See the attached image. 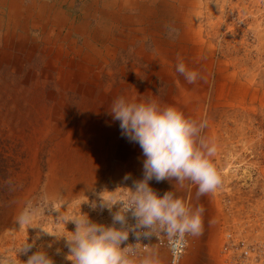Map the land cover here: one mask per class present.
I'll return each mask as SVG.
<instances>
[{
	"label": "bare ground",
	"instance_id": "1",
	"mask_svg": "<svg viewBox=\"0 0 264 264\" xmlns=\"http://www.w3.org/2000/svg\"><path fill=\"white\" fill-rule=\"evenodd\" d=\"M66 1L0 0V141L13 164L8 168L7 181L12 183L9 200V192L0 195V210L12 212V217L7 218V228L0 231V257L13 256L9 250L14 244L11 242H17L28 228L19 224L17 217L23 204L38 189L52 202L66 203L75 195L81 201L86 200L104 182L131 187L132 179L142 178V159L135 154L127 155L129 150L139 151V145L121 135L119 122L113 121L108 113L114 98L120 95L136 100L155 98L161 104L175 106L192 120L206 123L212 133L209 132L217 136L218 131L225 129L220 126L221 117L216 120L212 115L214 110L230 113L218 106L243 97L249 90L248 85L227 72L216 88L214 100L208 104L204 90L197 94L182 76L174 79L175 72L170 66L173 61L159 46L154 44L156 54H153L145 50L144 43L135 49V54L151 64L147 83L138 86L131 81H138L140 70L133 62L129 64L127 80L116 85L105 83L104 72L109 73L106 67L117 56L109 44L116 42L126 49L137 37L132 33L138 31L139 24L124 22L114 28L110 24L106 34L102 29L94 33V39L100 35L98 39H104L103 42L92 43L87 24L66 26L67 11L62 7H73V3ZM195 32L200 38L198 44L203 47L200 30ZM73 34L82 37L77 39ZM120 70L126 72L125 66ZM155 71L167 78L168 83L175 80L177 84L176 89L170 85L163 98L152 91L156 79L154 82L150 78ZM125 174L132 179L125 180ZM149 183L161 194L173 186L172 190L181 198L187 187L186 180L182 184L154 179ZM193 187L194 193L197 186ZM221 231L213 228L211 232L210 247L215 254L219 251ZM188 247V254L179 264L194 263L199 246L194 242ZM166 256L164 251H157L145 260L149 264H166Z\"/></svg>",
	"mask_w": 264,
	"mask_h": 264
},
{
	"label": "rangeland",
	"instance_id": "2",
	"mask_svg": "<svg viewBox=\"0 0 264 264\" xmlns=\"http://www.w3.org/2000/svg\"><path fill=\"white\" fill-rule=\"evenodd\" d=\"M79 1L67 0L66 2L73 3L70 9L63 5L62 8L67 11L68 17L66 26H86L87 24L86 27L89 28L93 39L97 30L102 29L104 34L110 28V24L114 25L113 28L123 26L124 22L139 24L138 31L132 33V36L137 37L126 49H121L116 42L109 44L116 50L117 56L106 67L109 73L104 72L105 83L112 82L116 85L124 79L127 80L131 62L136 63L140 68L137 72L138 81L135 79L131 81L138 86H144L147 83L149 73L152 71L151 64L137 58L135 54V49L144 43L148 53L156 54L155 44L172 59L170 66L175 72L174 79H178L179 75L183 77L184 83L187 85L189 83L176 71V65L179 62H183L187 69L195 71L197 78L188 86L197 94L200 90H204L208 104L214 100L216 88L227 72L233 73L238 80L248 85L249 90L243 97L227 102L231 105L224 103V106H218L219 109L230 113L224 114L214 110L212 115L216 120L221 117L219 118L220 126L225 131H218V135L215 136L211 134L206 123L200 131V137H204L203 139L209 145L215 147V152L209 159L221 177L220 184L212 191L198 194L197 190L193 193L195 184L186 180L187 187L182 194V199L189 205L193 202L194 207L203 209L201 229L198 234H192L190 240V243L196 242L199 246L193 264H264V0ZM195 29L201 32L203 47L197 42L200 38L195 34ZM64 30L66 31V28ZM73 36L77 39L82 37L77 34ZM97 37L99 38L100 35ZM92 38H90L92 43L104 40L96 39V37L92 40ZM123 66L126 72L120 73V68ZM156 72L150 78L154 82L156 79V82L151 85L152 91L159 98H163L170 85L176 89L177 84L175 80L168 83L167 78ZM134 154L143 159L141 149L137 152L129 150L127 155L130 157ZM12 165V159L8 151L3 148V142L0 141V195L9 192L8 200L12 184L7 181L10 176L8 168ZM173 181H175L174 178ZM125 186L127 185L114 186L110 182L96 186L95 192L88 196L89 201H97L96 208L90 207V204L86 202L80 203L81 200L77 199V195L66 203H61V200L52 202L46 199L41 189H38L26 200L22 209L26 206L42 207L45 212L35 218L31 222L32 226H28L26 231L22 229L24 232L17 242H11V244L14 243L9 247L14 256L11 255V257L16 259V264H22L21 261L25 260L27 255L23 252L18 253L20 261L16 258V250L26 239L32 241L37 233H40L39 238L35 240L36 245L46 247L49 254H52L55 264H71V261L65 259L68 249L61 236L73 230L74 225L70 221L64 223L63 218L83 212L97 222L105 224L111 222L110 211L99 207L97 193L100 192V195L105 197L107 194L121 198V194L128 192ZM116 207L113 206V212ZM8 217H12V212L0 210V231L4 232L7 228ZM38 226L46 233L42 232ZM213 228H217L218 232L222 230V234L219 233L222 237L217 254L210 247ZM35 250L34 247L30 252ZM188 252L189 247L185 255ZM143 261L149 264L144 257L134 258L131 264H142Z\"/></svg>",
	"mask_w": 264,
	"mask_h": 264
},
{
	"label": "clouds",
	"instance_id": "3",
	"mask_svg": "<svg viewBox=\"0 0 264 264\" xmlns=\"http://www.w3.org/2000/svg\"><path fill=\"white\" fill-rule=\"evenodd\" d=\"M176 71L189 83L197 78V73L187 69L183 62L177 63ZM108 113L113 121L119 122L121 135L139 145L143 156L142 178L132 179L125 174V180L132 179V186H125L126 199L97 193L99 207L111 213V223L97 222L83 212L63 218L64 223L70 221L74 225L73 230L61 236L68 249L65 259L71 264H131L130 249L125 243L129 233L149 236L151 232L146 230L154 226H167L193 235L199 233L203 209L187 204L172 190L173 186L159 193L150 185V180L173 181L174 178L180 184L189 180L197 186L198 194L214 190L221 182L209 159L215 147L200 137L204 122L192 120L175 106L161 104L155 98L136 100L120 95L112 100ZM82 202L97 207V201H89L88 197ZM113 206H117L114 212ZM44 212L42 207L26 206L17 222L32 226L31 222ZM128 214L135 219L134 224L128 223ZM39 235L32 241L26 239L16 250L18 259V253L27 255L25 260L19 259L22 264H55L46 247L36 245ZM34 247L36 250L30 252ZM0 264H16V259L0 257Z\"/></svg>",
	"mask_w": 264,
	"mask_h": 264
},
{
	"label": "built area",
	"instance_id": "4",
	"mask_svg": "<svg viewBox=\"0 0 264 264\" xmlns=\"http://www.w3.org/2000/svg\"><path fill=\"white\" fill-rule=\"evenodd\" d=\"M127 194L128 192L121 194V199H126ZM127 219L129 224L135 223V219L130 214L127 215ZM146 231H150L151 235L137 237L134 233H129L128 240L125 243H128L130 249L128 253L130 262L134 258L141 259L153 249H163L167 252L168 264H179L188 249L192 233L176 231L167 228V226H154L153 229ZM143 263L145 264V262Z\"/></svg>",
	"mask_w": 264,
	"mask_h": 264
},
{
	"label": "crops",
	"instance_id": "5",
	"mask_svg": "<svg viewBox=\"0 0 264 264\" xmlns=\"http://www.w3.org/2000/svg\"><path fill=\"white\" fill-rule=\"evenodd\" d=\"M157 251H164L165 253H166V255H167V252L165 251V250H163V249H153L150 253H148L147 255H145L144 256V258L145 257H147L149 254H153V253H155V252H157ZM144 262V261H143ZM146 263V262H145ZM143 264V263H142ZM166 264H168V255L166 256Z\"/></svg>",
	"mask_w": 264,
	"mask_h": 264
}]
</instances>
